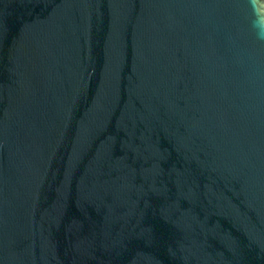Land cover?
Segmentation results:
<instances>
[{"label":"water","instance_id":"water-1","mask_svg":"<svg viewBox=\"0 0 264 264\" xmlns=\"http://www.w3.org/2000/svg\"><path fill=\"white\" fill-rule=\"evenodd\" d=\"M264 0H0V264H264Z\"/></svg>","mask_w":264,"mask_h":264},{"label":"clouds","instance_id":"clouds-1","mask_svg":"<svg viewBox=\"0 0 264 264\" xmlns=\"http://www.w3.org/2000/svg\"><path fill=\"white\" fill-rule=\"evenodd\" d=\"M259 36L261 39H264V28L261 29Z\"/></svg>","mask_w":264,"mask_h":264}]
</instances>
